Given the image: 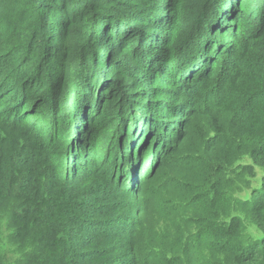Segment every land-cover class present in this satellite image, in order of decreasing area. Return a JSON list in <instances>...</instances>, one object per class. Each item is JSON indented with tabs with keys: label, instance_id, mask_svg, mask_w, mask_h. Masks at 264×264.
<instances>
[{
	"label": "trees",
	"instance_id": "trees-1",
	"mask_svg": "<svg viewBox=\"0 0 264 264\" xmlns=\"http://www.w3.org/2000/svg\"><path fill=\"white\" fill-rule=\"evenodd\" d=\"M224 6L233 15L244 11L254 23L259 21L256 31L264 37V0H233L231 6L226 0H0V226L5 223L9 232L8 251L0 231V264H142L136 233L127 238L135 229L107 232L111 223L124 218L120 208L102 199L94 184L103 188L101 176L107 174L104 169L109 163L113 173L130 170L129 165H119L120 153L131 164L135 162L126 138L132 147L135 138L129 135L134 128L141 131L135 114L152 118L146 111L149 104L154 105L141 84L149 79L160 84L156 69H164L158 72L173 75L179 83L173 68L181 70L184 80L187 70L198 59H205L204 49L211 45L205 42L201 54L198 45L204 35L213 38L216 21H225ZM241 40L225 47L229 56ZM248 53L254 65L264 61L258 46L250 47ZM224 64L222 71L205 67L195 82L206 84H184L196 97L208 92L209 86L215 97L224 95L225 109L231 104L243 111L240 117L235 112L227 117L199 110L188 122L196 117L199 123L191 128L199 139L196 150L211 140L207 161L214 166V174L210 176L212 170L205 161L204 185L214 175L222 180L204 196L214 204L211 210L193 201L203 216V225L193 235L200 241L209 240L199 241L198 248L211 255L213 264H264V239L245 238L240 214L248 213L264 228V179L248 204L237 201L234 206L228 185L243 183V176L256 178L255 166L264 170V70L251 77L227 56ZM198 72L196 64L187 78L194 79ZM181 124H170L176 140L182 138ZM189 139L185 137L181 144L187 146ZM223 146L238 154V159L211 160ZM244 157L254 164L240 165ZM83 159L85 163L80 162ZM131 179L130 174V183ZM143 182L131 191L137 192ZM104 183L112 182L107 178ZM177 185L178 189L176 183L171 185L175 195L181 192ZM180 200L173 197L168 202L177 206ZM220 217H224L222 224ZM177 220L180 225L188 224L183 213ZM209 223L222 235L204 236ZM227 242L239 252L227 249ZM161 253L146 255L145 264H160L151 259H161ZM191 255L196 253L191 250ZM173 257L184 263L186 250ZM170 261L166 258L164 262Z\"/></svg>",
	"mask_w": 264,
	"mask_h": 264
},
{
	"label": "rangeland",
	"instance_id": "rangeland-1",
	"mask_svg": "<svg viewBox=\"0 0 264 264\" xmlns=\"http://www.w3.org/2000/svg\"><path fill=\"white\" fill-rule=\"evenodd\" d=\"M226 2L230 6L233 4V0H226ZM225 10L227 12V14L224 15L225 21L223 23L216 21V28L212 30L213 38L208 39L206 35H204L202 42L198 45V50H201L199 54L202 53L205 42L210 43L211 46L209 49H204L206 51L205 59H198V62H196L199 72L194 79H188L187 76L194 68H196V64L192 65L191 68L187 70L184 80L181 79V70L173 68V72L180 79V83L173 75H166L165 72H158L163 71L164 69H156L157 72L155 77L158 78L159 75L160 84H158L157 81L150 83V79L141 84L146 87V97L151 100L154 105L148 103L149 106L146 111H149V116L152 118L147 117L146 113H142L141 116L138 113L135 114V122L137 123L138 121V128L139 131L140 129L141 131L137 132L134 128L131 135H129L130 137L135 138L132 147L129 145V138H126L127 146L129 148L128 152L134 155L135 162L131 164V161L128 159L125 160L123 154L120 153L122 161H120L119 165H129L130 170L120 171L116 169L113 173L111 163H109L104 169L107 176L104 174L101 176L103 177L101 178V181H103V188L99 189L98 184H94V188L102 199L108 201L109 206L120 208V216L124 218V221L122 222L117 221L111 223L109 225L110 229L109 231L107 230V232H112L113 230L118 231L117 229H123L124 227L132 230L135 229V232L133 230L128 233L127 238H131L132 234L136 233V236L138 237L136 240L138 245L137 250L141 254L142 264H145L144 259L146 255L153 256L155 251L158 250L162 251L161 259L155 257L151 259L152 263H158L160 261V264H202L205 260H207V264H213L214 262L209 259L211 258V255L204 254V252L198 248L200 242L205 244L209 240L206 239L200 241L199 238L197 239L193 235V230L196 228L198 231L203 225L201 224L202 220H200L203 219V216L199 212L198 206H193V201L195 200L211 210L214 207V204L211 201L206 202L204 196H206L207 190L215 188L214 184L218 185V182H221L222 180L214 175L211 182L209 181L208 184L205 183L204 185L203 176L207 170V165L208 168H211L212 170L210 176L214 174V166L207 161V150L210 146L209 142H211V140L206 141L205 146L203 145L200 149L196 150L199 146V139L197 135L191 133V128H197L199 123H197L198 121L196 122V117H194L189 124L188 122L191 115L197 114L199 110L201 113L202 110H208L213 115H224L227 117L234 112L236 114L235 117H240V115L243 114V111H239L238 107H232L231 104H228V106L233 110L235 109V111H230V108L225 109L224 106L227 104L223 103L221 99L224 95L216 94L215 97L209 86L207 89L211 92L208 91L204 95L196 97L195 92L189 90V87L184 84H187L188 82H192L196 86L206 84L204 80L202 82L195 81L198 76H201L204 72L205 67H209L210 70L217 68H219L220 71L225 70L226 64H224V58L226 56L228 57V61L232 60L238 63L241 72H248L251 77L264 70V61L260 60L257 65H254L251 62V52L248 53L250 47L255 48L256 46L263 49L264 52V37L256 31V26L259 21L257 24L254 23L255 20L251 19L249 15L244 13V11L242 14L239 13L238 15H233L230 8H226ZM239 25L241 31L237 33L236 31L238 30ZM216 29L218 30L216 31ZM228 31H230L229 36H227ZM256 34L260 37L259 39H255L254 35ZM101 38L102 35L100 36V39ZM239 38H242L241 44L237 47L236 51L229 56L225 47L236 45ZM117 40L120 41V38ZM193 41H191V43ZM50 42H52L51 39ZM187 46L188 44L185 43L183 48L186 49ZM216 54L220 55L222 63L217 62L218 60L220 61V57L216 56ZM103 57V54L100 53V61L104 60ZM156 66H158V64H156ZM207 76H210V72H208ZM172 78H174V81L171 80ZM225 96L226 98L231 97L230 95ZM94 104H96V102ZM45 111L47 112L48 109ZM171 119L172 121H170ZM183 119L186 121H183ZM177 121L183 122L180 126L182 134L180 140H176V134L171 132L170 124H175ZM145 122H147V125L143 124ZM168 123L170 124L168 125ZM187 124L188 127L190 126L188 132ZM149 125L151 126V129L149 128ZM201 127L204 128V124H202ZM152 136L153 138L151 139ZM189 136L190 139L187 146L181 144L182 140L185 137L189 138ZM211 145H213V142ZM191 153L193 154V157H191ZM126 154L128 155V153ZM196 156L199 158H195ZM227 158H232V161L237 160L238 154L233 155L231 149L223 146L220 150L215 152L211 160L218 162V159L226 161ZM205 161H207V163ZM80 162L85 163L86 159H83ZM239 162L240 165L244 166L254 164L253 160L249 157H244L243 159H240ZM148 163L150 164L149 168ZM75 165L78 166V163L75 162ZM130 171H135L136 174L133 175V173H129ZM119 173L121 174V178H119ZM170 173L171 176H168ZM130 174L133 177V179H131L133 183H130ZM254 174L256 178L243 176V183L228 182L229 187L231 186L232 188H230V192H232L234 206L237 201H245L247 204L250 201H253L255 190H259L261 186H263L262 181L264 179V170L255 166ZM178 176H181L182 180L179 178L178 182H175L174 178ZM107 178L111 179V185L104 183ZM123 179L124 188L127 190L123 189ZM141 181H144L143 186L140 187L137 192L131 191L136 187L135 184L140 183ZM175 183L177 189V184L181 185V192L176 195L174 194V188L171 187V185ZM205 186L207 188H205ZM107 191H109V194L106 193ZM112 193H114L115 196H112ZM172 194L175 195L173 197L181 198L178 202L179 205L175 206V204L168 202V200L171 201L173 198ZM154 205L163 206L161 209H155V207L153 208ZM153 209L156 211V214ZM220 212L223 215L222 207L220 208ZM181 213H183V217L187 216V225H180L178 223L179 221L177 218H179ZM240 214L243 216L241 229L245 238H256V240L264 239V228H261L256 224L248 213L241 212ZM207 218H209V216ZM111 219H114V217H111ZM192 222H194V226ZM223 222L224 217H220L218 223L222 224ZM114 224L116 225L113 226ZM0 231L3 235L2 238L5 241L4 247L9 251V245L6 242L9 232L5 223L0 226ZM222 233L223 232H219L211 223H209V225L206 226L204 236L212 237L222 235ZM174 236H177V238H174ZM226 244L228 246L227 249L231 248L233 252H239V250H235L232 245H229V242ZM183 250H186V261H184V263L177 260L174 261L173 254ZM191 250L196 253L195 257L191 255ZM127 255H129V253L126 254L125 257ZM166 258L171 259V261L168 263L164 262ZM193 260H195V263Z\"/></svg>",
	"mask_w": 264,
	"mask_h": 264
}]
</instances>
